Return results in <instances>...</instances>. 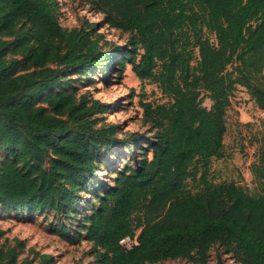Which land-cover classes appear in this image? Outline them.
<instances>
[{
    "label": "trees",
    "instance_id": "obj_1",
    "mask_svg": "<svg viewBox=\"0 0 264 264\" xmlns=\"http://www.w3.org/2000/svg\"><path fill=\"white\" fill-rule=\"evenodd\" d=\"M97 1L113 25L132 32L114 48V60L122 52L118 63L129 62L170 99L141 102L156 139L133 152L113 185H102L83 224L85 238L102 264L178 257L204 264L215 243L242 264H264V140L252 164L259 193L209 178L212 158L225 155L227 112L238 86L264 108V0ZM58 5L0 0L3 210L68 212L99 168L101 136L118 128L94 125L106 103L63 88L62 66L89 72L102 50L90 30L61 25ZM190 179L202 185L199 191ZM138 229V242L125 249L120 239ZM16 251L2 247L0 264H18Z\"/></svg>",
    "mask_w": 264,
    "mask_h": 264
},
{
    "label": "rangeland",
    "instance_id": "obj_2",
    "mask_svg": "<svg viewBox=\"0 0 264 264\" xmlns=\"http://www.w3.org/2000/svg\"><path fill=\"white\" fill-rule=\"evenodd\" d=\"M58 1L56 14L61 25L67 29L84 27L90 30L102 50V55L89 72L62 66L64 80H68L63 88L74 92L77 97L85 94L106 103V111L99 110L93 115L94 125L104 128L116 124L118 128L106 137L101 136L103 147L99 168L95 176L86 179L88 184L79 191L68 212L54 209L3 210L0 207V249L16 246L18 264H102L97 248L85 238L83 224L98 203L96 194L102 185H113L116 172L133 163V152L143 153L140 145L146 148L156 139L157 126L147 118L141 102H163L170 97L155 81L140 79L129 62L118 63L122 52L114 60V48L126 44L132 32L113 25L109 13L97 0ZM204 104L210 107L212 100L206 97ZM243 104L247 113L240 120L238 105ZM227 123L225 155L212 158L209 178L212 182L235 180L248 192L259 193L261 181L252 164L257 161L259 147L264 140V120L243 86L235 90L227 112ZM134 137L138 139L133 141ZM4 156L5 153L0 152V161ZM201 186L190 179L189 187L193 192L199 191ZM43 255L47 257L43 258ZM219 256L222 264H242L236 261L232 251L227 252L218 243L212 245L209 260L204 264H221ZM143 264L200 263L178 257Z\"/></svg>",
    "mask_w": 264,
    "mask_h": 264
},
{
    "label": "built area",
    "instance_id": "obj_3",
    "mask_svg": "<svg viewBox=\"0 0 264 264\" xmlns=\"http://www.w3.org/2000/svg\"><path fill=\"white\" fill-rule=\"evenodd\" d=\"M258 109H259L260 117L264 120V108L258 107ZM138 233H139V229L135 232V234H127L124 237H122L120 239L121 245L125 249L132 248L138 242V240H137Z\"/></svg>",
    "mask_w": 264,
    "mask_h": 264
},
{
    "label": "crops",
    "instance_id": "obj_4",
    "mask_svg": "<svg viewBox=\"0 0 264 264\" xmlns=\"http://www.w3.org/2000/svg\"><path fill=\"white\" fill-rule=\"evenodd\" d=\"M232 102H233V99H232ZM254 104H255V103H254ZM255 106H256V105H255ZM256 107H257V106H256ZM238 108L241 110V114H239L238 117H240L239 119L242 120L243 117H245V115H246L245 113H247V112L244 110V108H245V107H244V104H243V105H238ZM257 108H258V107H257ZM239 113H240V112H239ZM224 142H225V138H224ZM225 147H226V146H224V150H225Z\"/></svg>",
    "mask_w": 264,
    "mask_h": 264
}]
</instances>
